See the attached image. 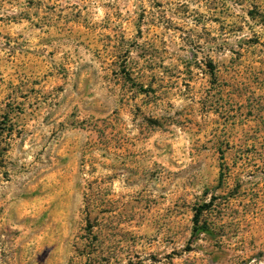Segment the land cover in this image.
Here are the masks:
<instances>
[{"label":"rangeland","instance_id":"rangeland-1","mask_svg":"<svg viewBox=\"0 0 264 264\" xmlns=\"http://www.w3.org/2000/svg\"><path fill=\"white\" fill-rule=\"evenodd\" d=\"M0 264H264V0H0Z\"/></svg>","mask_w":264,"mask_h":264},{"label":"trees","instance_id":"trees-1","mask_svg":"<svg viewBox=\"0 0 264 264\" xmlns=\"http://www.w3.org/2000/svg\"><path fill=\"white\" fill-rule=\"evenodd\" d=\"M222 176L221 174V182H222ZM211 206L210 205H205L203 207H200L197 209V212L194 217V233L196 235H201V234H207L209 236H214L215 235V230L214 227L207 221H202V215L204 214L205 211H207Z\"/></svg>","mask_w":264,"mask_h":264}]
</instances>
